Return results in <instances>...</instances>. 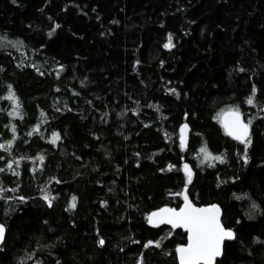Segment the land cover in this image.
Returning <instances> with one entry per match:
<instances>
[{"label": "trees", "instance_id": "trees-1", "mask_svg": "<svg viewBox=\"0 0 264 264\" xmlns=\"http://www.w3.org/2000/svg\"><path fill=\"white\" fill-rule=\"evenodd\" d=\"M0 36V264H181L148 217L184 192L235 233L214 264H264V0H0Z\"/></svg>", "mask_w": 264, "mask_h": 264}, {"label": "snow or ice", "instance_id": "snow-or-ice-1", "mask_svg": "<svg viewBox=\"0 0 264 264\" xmlns=\"http://www.w3.org/2000/svg\"><path fill=\"white\" fill-rule=\"evenodd\" d=\"M57 27H59V25H57ZM49 35H51V33H49ZM4 38L5 37L0 36V39ZM164 47H174L171 34H169L168 42L164 45ZM8 99L15 101L17 109H19V100L16 98L15 93H11ZM246 102L249 105L253 104L255 102L254 96L249 97ZM15 114L19 115V111ZM228 116L229 119L225 121V129L228 134L239 140L241 143L250 145L251 140L249 137V125L251 121L245 123L238 108L229 109ZM186 129L187 125L181 129V133H183ZM13 131H15V129H13ZM58 139L59 133H53L52 142L55 143ZM181 142L184 144L183 135H181ZM4 147L5 145L0 144V148ZM200 153H203L202 162L208 160H219L223 162L222 156H213L208 151L206 146L201 147ZM40 159L43 160V157H40ZM247 159V149H245V162H247ZM9 167H11V165H9ZM184 169L188 174V181L191 182L192 173L189 166L185 165ZM0 171H2V169H0ZM2 191H4V189L0 188V192ZM20 199L22 200L23 197ZM43 199L51 205L53 197L45 191ZM72 200L73 203L71 207L75 208L76 198L73 197ZM219 215L220 210L218 206L213 205L209 208H196L188 201V197L185 196L184 208H181L179 211L169 208L161 209L160 212L153 213L149 217V222L152 223L154 218H159L160 223H167L172 225L174 228L184 227L189 231V243L186 247L182 246L177 249L180 255L181 264H214L215 259L222 255V245L224 241L226 239H236L235 233L232 230H226L220 223ZM4 231V226L0 224V240L3 239ZM99 243L103 245L104 241L101 239ZM151 243L152 242H149V244ZM156 246H159L158 242L156 243Z\"/></svg>", "mask_w": 264, "mask_h": 264}, {"label": "water", "instance_id": "water-1", "mask_svg": "<svg viewBox=\"0 0 264 264\" xmlns=\"http://www.w3.org/2000/svg\"><path fill=\"white\" fill-rule=\"evenodd\" d=\"M228 112H229V110H226V111H224L222 114H221V116H220V120H221V123H222V125H223V127L225 128V121L227 120V119H229V116H228ZM240 112V111H239ZM241 116H242V114H241ZM242 119H243V117H242ZM244 120V119H243ZM244 122L245 123H247L245 120H244ZM185 126V125H184ZM226 130V129H225ZM226 132H227V130H226ZM249 132H250V126H249ZM228 133V132H227ZM188 201L189 202H191V204L194 206V207H196V208H209V207H211V206H213V205H216V206H218L219 207V210H220V215H219V219H220V223L224 226V224L222 223V211H221V208H220V206L217 204V203H211V204H200V205H198V204H195V203H193L190 199H188ZM184 206H185V200H184V202L182 203V205L179 207V208H173V207H170V206H167V205H164V206H162V207H159V208H157V209H155V210H153L152 212H150V214H149V217L153 214V213H156V212H160V210L161 209H165V208H169V209H175L176 211H179L181 208H184ZM149 217H148V219H149ZM0 224H2L3 226H4V229H5V231H4V235H3V239L2 240H0V244L4 241V239H5V235H6V227H5V225L2 223V222H0ZM151 224H160V222H159V218H154V220H153V222L151 223ZM184 228V227H183ZM224 228L226 229V230H232V229H230V228H226L225 226H224ZM186 229V228H185ZM187 230V229H186ZM188 231V230H187ZM189 235H190V233H189V231H188V241H187V243L186 244H183V245H180L178 248H180V247H182V246H187V244L189 243ZM225 241H228L227 239L225 240ZM224 241V242H225ZM223 245H224V243H223ZM223 245H222V250H223ZM177 248V249H178ZM177 254H178V258H179V261H180V255H179V252L177 251ZM218 258V257H217ZM180 263H181V261H180Z\"/></svg>", "mask_w": 264, "mask_h": 264}, {"label": "rangeland", "instance_id": "rangeland-1", "mask_svg": "<svg viewBox=\"0 0 264 264\" xmlns=\"http://www.w3.org/2000/svg\"><path fill=\"white\" fill-rule=\"evenodd\" d=\"M182 135L184 136V144H185V141H186V134H183V133H182ZM183 196H184V199H185V196H186V193H185V192L183 193Z\"/></svg>", "mask_w": 264, "mask_h": 264}]
</instances>
